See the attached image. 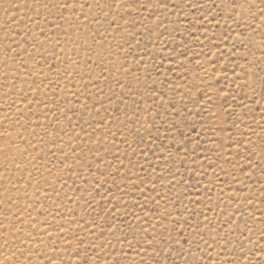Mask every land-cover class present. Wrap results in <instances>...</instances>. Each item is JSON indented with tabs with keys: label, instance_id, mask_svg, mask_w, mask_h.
<instances>
[{
	"label": "rangeland",
	"instance_id": "rangeland-1",
	"mask_svg": "<svg viewBox=\"0 0 264 264\" xmlns=\"http://www.w3.org/2000/svg\"><path fill=\"white\" fill-rule=\"evenodd\" d=\"M0 264H264V0H0Z\"/></svg>",
	"mask_w": 264,
	"mask_h": 264
}]
</instances>
